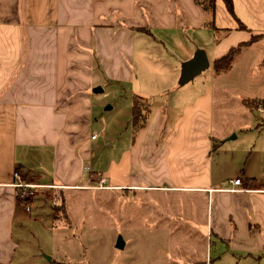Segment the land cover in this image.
I'll return each mask as SVG.
<instances>
[{"label": "crops", "instance_id": "1", "mask_svg": "<svg viewBox=\"0 0 264 264\" xmlns=\"http://www.w3.org/2000/svg\"><path fill=\"white\" fill-rule=\"evenodd\" d=\"M232 3L235 19L216 0L218 16L209 28L228 35L213 50L214 61L252 35L262 37L248 47L264 42V0ZM183 4L195 7L182 17L176 8ZM205 15L195 0H0V264H25L18 237L27 238L35 226L41 232L56 227L54 219L45 222L48 204L59 201L54 193L91 191L88 187L102 180L105 189L121 192L189 195L207 204L208 214L212 203L211 234L230 246L227 252L238 264H264V100L253 99L262 103L255 109L261 113L257 126L255 119L234 123L239 124L237 138L256 132L259 144L243 153L233 148L229 165L226 155L217 156L227 143L223 120L214 128L216 88H207L191 104L190 94L178 84L183 65L196 52L190 30L206 26ZM105 17L126 24L115 30L103 23ZM241 24L251 33L242 31ZM137 34L160 46L172 38L187 43L179 54L159 45L149 51L137 46ZM201 49L210 62L207 49ZM106 79L131 85L132 102L140 97L151 107L130 146L97 173L90 164L98 140L90 131L91 91ZM152 84L158 90L147 92ZM160 97L166 100L156 106ZM170 112L180 115L174 128L165 127ZM163 131L167 138L159 137ZM16 173L21 183L38 188L30 204L17 199ZM236 179L242 180L241 188L231 183ZM47 257V264L60 263L53 254Z\"/></svg>", "mask_w": 264, "mask_h": 264}, {"label": "rangeland", "instance_id": "2", "mask_svg": "<svg viewBox=\"0 0 264 264\" xmlns=\"http://www.w3.org/2000/svg\"><path fill=\"white\" fill-rule=\"evenodd\" d=\"M222 2L229 17L235 19V14L229 12L226 2ZM194 7L185 4L176 10L183 17L188 16L187 10L192 12ZM198 7L204 10L202 6ZM205 13L206 26L203 25L201 30H190V47L196 48L195 51L207 49L210 68L185 84H181L180 73L178 84L190 94L191 104L198 97H204L207 88H216V95L219 97L213 104L214 128L217 130L223 120V137L227 143L223 153L217 156L226 155L230 165L235 155L231 150L243 153L247 149L251 150L250 146L259 144L256 132H249L251 134L245 138H237L240 134L239 124L234 123L253 122L255 119L257 126L256 119L261 116L258 110L251 111L244 107L242 99L264 100V42L243 48L230 70L217 73L212 66L213 50L227 38L228 32L209 28L213 18L218 16L217 7L214 13ZM153 15L157 17L154 13ZM102 20L115 30L126 24L124 21H117L116 17H105ZM242 31L251 33L243 29ZM137 35V46L142 49L145 47L144 50L149 51H155L156 45H159L160 49L166 47L179 54L187 43H179L172 38L165 41V46H160L152 37ZM96 64L102 68L100 59H96ZM136 69L141 70L138 60ZM147 71L154 74L156 70ZM96 84V88L91 91L94 116L90 131L98 136V140L94 142L96 150L90 164L95 172L103 173L108 164L117 161L122 150L130 146L138 132L134 131L129 118L132 86L125 85L118 79H106L105 82ZM141 86L146 90L147 87L142 84ZM96 89L100 91L95 92ZM156 90L158 87L152 84L147 92ZM163 100L166 99L155 98L156 106H162ZM110 107L114 109L109 110ZM179 116L176 112L166 113L165 127L174 128ZM149 134L150 132L145 133L144 136ZM158 135L160 138H167L166 131ZM98 186L95 182L88 187L91 191L66 192L64 196L59 192L54 193L59 201L45 203L48 204L45 222L51 224L50 218L53 221L51 206L61 204L62 199H66L72 227L66 225L70 219L62 216L63 222H58L55 228L41 232L35 226L28 230L27 238L18 237L21 243L19 252L24 250L21 254L25 258V264H47L49 259L45 258V254L48 253L59 260L58 264H238L232 254L227 252L230 246L221 243L208 229L207 220H211L212 203L208 214L207 204L204 205L205 203H200L189 195L174 194L166 190L121 192L108 187L97 189ZM32 210L35 212L36 204L32 205ZM120 239L125 243L123 250L116 248Z\"/></svg>", "mask_w": 264, "mask_h": 264}, {"label": "trees", "instance_id": "3", "mask_svg": "<svg viewBox=\"0 0 264 264\" xmlns=\"http://www.w3.org/2000/svg\"><path fill=\"white\" fill-rule=\"evenodd\" d=\"M224 2H226V6L229 12L234 13L232 0H224ZM195 3L198 6H202L205 12L214 13L215 6H216V0H195ZM240 29L246 30V28L242 24L240 25ZM261 37L262 36L252 35V38L249 42L243 43L239 45L237 48H233L225 56H223L222 58L218 60H215L213 62L214 71L217 73H222V72H227L228 70H230L232 66L235 64V62L237 61L238 57L241 55L242 49L250 45H253L258 40H260ZM242 104L247 109L255 110V109H258L262 103L258 100L243 99ZM150 107H151V103H149L148 101L140 97L133 98L130 122L132 123L133 128L136 132L146 124L149 113H150ZM21 193L22 192L19 189L18 195H17L18 201L22 204H25V203L30 204L33 198L29 199L27 202H24L20 198ZM52 211H53L52 212L53 219L57 223L63 222V220L61 219L62 216L66 217V219L67 218L70 219V213L68 212L67 203L65 199H62L61 204H53ZM66 225L68 227H72L71 219H70V222L66 223Z\"/></svg>", "mask_w": 264, "mask_h": 264}, {"label": "water", "instance_id": "4", "mask_svg": "<svg viewBox=\"0 0 264 264\" xmlns=\"http://www.w3.org/2000/svg\"><path fill=\"white\" fill-rule=\"evenodd\" d=\"M210 68V62L205 50H196L194 57L183 65L181 84H185L191 79L199 76ZM100 89H96L95 92H99ZM235 139V137H233ZM116 248L123 250L125 243L123 240L117 242Z\"/></svg>", "mask_w": 264, "mask_h": 264}, {"label": "built area", "instance_id": "5", "mask_svg": "<svg viewBox=\"0 0 264 264\" xmlns=\"http://www.w3.org/2000/svg\"><path fill=\"white\" fill-rule=\"evenodd\" d=\"M84 172L86 173H90V169L89 168H84ZM16 178L18 179V183L16 184V188L21 190V196L20 198L22 199V201L27 202L29 199L33 198L36 195V190L38 189L36 186H32V185H26L21 183V179L18 175V173L15 174ZM235 187H242L243 183L241 179H236L234 181L231 182ZM105 188V181L102 180L99 183V186L97 189H104ZM233 192L238 191V190H231ZM240 191H244V190H240Z\"/></svg>", "mask_w": 264, "mask_h": 264}]
</instances>
